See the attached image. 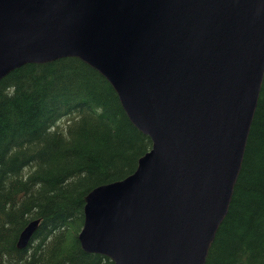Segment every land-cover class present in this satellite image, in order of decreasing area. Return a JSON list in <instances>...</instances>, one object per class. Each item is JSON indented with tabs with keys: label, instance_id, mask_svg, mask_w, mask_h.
<instances>
[{
	"label": "water",
	"instance_id": "water-1",
	"mask_svg": "<svg viewBox=\"0 0 264 264\" xmlns=\"http://www.w3.org/2000/svg\"><path fill=\"white\" fill-rule=\"evenodd\" d=\"M62 57L97 70L152 141L133 173L85 196L81 247L114 264H205L262 86L264 0H0V79Z\"/></svg>",
	"mask_w": 264,
	"mask_h": 264
},
{
	"label": "trees",
	"instance_id": "trees-1",
	"mask_svg": "<svg viewBox=\"0 0 264 264\" xmlns=\"http://www.w3.org/2000/svg\"><path fill=\"white\" fill-rule=\"evenodd\" d=\"M150 137L112 85L77 57L0 79V264H114L78 234L85 196L133 173ZM39 224L17 247L31 220ZM205 264H264V77L227 215Z\"/></svg>",
	"mask_w": 264,
	"mask_h": 264
},
{
	"label": "bare ground",
	"instance_id": "bare-ground-1",
	"mask_svg": "<svg viewBox=\"0 0 264 264\" xmlns=\"http://www.w3.org/2000/svg\"><path fill=\"white\" fill-rule=\"evenodd\" d=\"M63 58V57H62ZM56 59H59V58H56ZM56 59H54V60H56ZM51 61H53V60H51ZM49 62V61H48ZM41 63H44V62H41Z\"/></svg>",
	"mask_w": 264,
	"mask_h": 264
},
{
	"label": "rangeland",
	"instance_id": "rangeland-1",
	"mask_svg": "<svg viewBox=\"0 0 264 264\" xmlns=\"http://www.w3.org/2000/svg\"><path fill=\"white\" fill-rule=\"evenodd\" d=\"M236 184V183H235Z\"/></svg>",
	"mask_w": 264,
	"mask_h": 264
}]
</instances>
